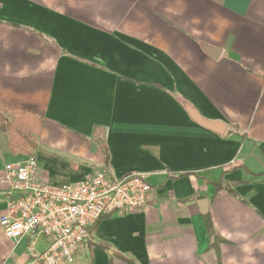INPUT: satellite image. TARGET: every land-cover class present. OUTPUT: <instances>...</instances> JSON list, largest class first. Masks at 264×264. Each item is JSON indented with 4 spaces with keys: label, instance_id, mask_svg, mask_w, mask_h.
Returning <instances> with one entry per match:
<instances>
[{
    "label": "crops",
    "instance_id": "1",
    "mask_svg": "<svg viewBox=\"0 0 264 264\" xmlns=\"http://www.w3.org/2000/svg\"><path fill=\"white\" fill-rule=\"evenodd\" d=\"M0 107L42 121L29 152L5 138L0 174L32 156L40 183L107 170L152 187L145 208L101 219L72 264H264V0H0ZM29 245L47 242L0 228V264H24Z\"/></svg>",
    "mask_w": 264,
    "mask_h": 264
},
{
    "label": "built area",
    "instance_id": "2",
    "mask_svg": "<svg viewBox=\"0 0 264 264\" xmlns=\"http://www.w3.org/2000/svg\"><path fill=\"white\" fill-rule=\"evenodd\" d=\"M36 168L31 156L6 163L0 174L3 234L16 240L40 236L47 242L41 251L29 245L24 264H72L101 217L141 210L151 198V185L138 174L118 178L98 170L80 181L52 186L37 181Z\"/></svg>",
    "mask_w": 264,
    "mask_h": 264
},
{
    "label": "trees",
    "instance_id": "3",
    "mask_svg": "<svg viewBox=\"0 0 264 264\" xmlns=\"http://www.w3.org/2000/svg\"><path fill=\"white\" fill-rule=\"evenodd\" d=\"M5 113H8L9 116H6ZM42 127V121L35 114L26 112L18 108H3L0 107V132L4 131L8 136L7 145L13 153L17 152H29L32 148V142H34V136L39 135ZM104 151V163L107 165L109 163V154L108 149L103 146ZM215 190L218 191L223 188V182L220 179L218 182L214 183ZM226 190L235 195V192L229 187ZM106 217V216H104ZM101 217L92 227V230L96 229ZM203 220L208 231V234L212 238L211 246H215L218 241V236L214 232L212 227V222L210 214L206 212L203 214ZM93 244H90L92 246ZM95 246L101 247L102 249L107 250L111 255L120 257L117 252L111 251V249L104 244H95ZM128 262V260H126Z\"/></svg>",
    "mask_w": 264,
    "mask_h": 264
},
{
    "label": "water",
    "instance_id": "4",
    "mask_svg": "<svg viewBox=\"0 0 264 264\" xmlns=\"http://www.w3.org/2000/svg\"><path fill=\"white\" fill-rule=\"evenodd\" d=\"M204 50L212 57L218 58L220 55V50L216 47L204 45ZM192 118L199 124L206 126L218 133H222L224 131V126L221 122L218 121H211L201 118L196 112L192 111ZM200 213L204 214L207 211L208 200L206 198L200 199L196 202Z\"/></svg>",
    "mask_w": 264,
    "mask_h": 264
},
{
    "label": "rangeland",
    "instance_id": "5",
    "mask_svg": "<svg viewBox=\"0 0 264 264\" xmlns=\"http://www.w3.org/2000/svg\"><path fill=\"white\" fill-rule=\"evenodd\" d=\"M1 134H4V132H0ZM7 137V135H4V136H2L1 138H0V149H1V151H5V149H6V146H5V138ZM56 164H58L59 162H55ZM51 167H52V169L55 171H58V166L57 165H54V164H52L51 165ZM84 255H86L87 256V253H86V251H84V252H80V254L78 253L77 254V257H79V256H81V257H83L84 258Z\"/></svg>",
    "mask_w": 264,
    "mask_h": 264
}]
</instances>
